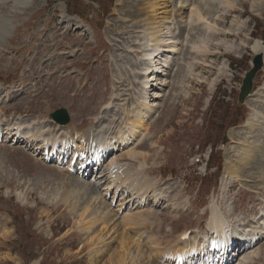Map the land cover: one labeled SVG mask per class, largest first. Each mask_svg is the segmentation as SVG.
<instances>
[{
    "label": "rangeland",
    "instance_id": "obj_1",
    "mask_svg": "<svg viewBox=\"0 0 264 264\" xmlns=\"http://www.w3.org/2000/svg\"><path fill=\"white\" fill-rule=\"evenodd\" d=\"M15 1L0 5V20L4 13L18 8ZM175 1L177 6L181 0ZM224 1L190 0L181 17L179 11L171 17L167 42L176 43V48L162 54L157 65L160 72L147 78L152 79L147 102L157 105L156 113L148 120L146 131L122 151H114L118 160H128V153L134 152L137 162L153 171L147 177L166 193L167 198L157 205L147 193L143 215L151 212L148 219L153 225L147 227V221L143 227H132L126 219L121 222L129 205L126 199L120 203V197L112 200V193L103 200L102 208L107 205L115 221L113 239L106 241V247L99 242L85 247V227L78 224L83 196L74 188V174L67 164L56 165L55 159L45 162L42 153L32 151L35 146L24 148L22 142L2 139L0 264H121L122 235L131 236L141 246L142 258H135L134 264H174L164 260L168 256L164 253L183 241L181 234L188 233L199 242L210 241L213 209L219 210L231 230L242 233L253 226L264 227V185L261 169L255 166L264 163V153L254 151L241 178L225 175V164L233 165V151L241 143L237 140L246 138L258 148L264 145V0H233L228 7ZM252 2H260L262 7L253 11ZM141 4L140 0H30L27 9L14 12L11 32L0 39V124L4 133L9 120L19 119L21 123H41L42 128L61 127L75 139L83 135L79 142H85L88 131L100 130L97 122L108 104L117 113L116 120L122 117L123 106L139 94L144 76L139 32L132 29L138 19L130 17ZM194 7L202 12L198 23L189 18ZM113 9H122L127 15L116 18ZM79 20L83 26L75 29ZM128 32L133 35H126ZM254 46L261 49L263 67L252 81L250 94L240 103L242 80L257 55ZM60 109L69 118L65 125L50 119ZM253 122L257 127L251 128ZM109 160L99 171L102 177ZM88 177L85 184L90 189L93 176ZM106 184L103 179L101 185ZM245 247L239 246L240 250ZM252 250L258 255L249 256L253 261L248 264H264V238ZM214 256L211 262L217 259L218 263L219 256ZM127 257L125 263L133 264L132 256Z\"/></svg>",
    "mask_w": 264,
    "mask_h": 264
},
{
    "label": "bare ground",
    "instance_id": "obj_2",
    "mask_svg": "<svg viewBox=\"0 0 264 264\" xmlns=\"http://www.w3.org/2000/svg\"><path fill=\"white\" fill-rule=\"evenodd\" d=\"M16 1L18 8L16 7V9L10 11L9 13H11V15L6 12V14L4 13V15L1 17L4 19L0 20L1 40L7 37L12 30L13 26L10 21L13 18V13L16 11H22V9H27L28 6H30V0ZM142 2L143 5L141 4V7H137L136 12L132 11L130 14V17L135 16L138 19V21L132 26V29L134 28V31L138 30L134 32L135 34L139 32V40L137 42H141L140 48L141 52L143 53L144 68L142 69V73L144 76L143 80L141 81L142 86L140 87L139 94L134 97L133 100H131L132 102L129 105L123 106V114L121 115L122 117L117 120V113L112 110V104L110 103L111 105L108 104V106L105 107L104 117L97 122V125L100 126V130L98 132H87L86 140L89 146L86 145L84 149L78 153V168L74 167V172L72 173L74 174L72 176L74 188H78L81 196H83V198L80 199L81 202H79V204L83 205V207L81 206L82 210L79 215L80 220L78 221V224H81L82 227H85L84 233L86 235V242L84 246L87 248L92 247L97 242L103 244V247H106V241L108 242L109 239L112 240V236L115 234L116 224L112 219V216L109 215L108 206L106 205L102 208L103 200H105L108 195L113 193L112 200H117V198L120 197V203L126 199L129 207L126 212L127 216H125L121 222L125 221L126 219V221L132 227L137 225L143 227L147 221V227L153 225L148 219V215L151 214V212H146L145 216L143 215L142 207L145 205V202L148 199L147 193L152 194L151 199L156 205L160 200H165L167 198V195L164 191H159L156 188L158 182L147 177V175L149 176L153 173V171L147 169L146 164L137 162L134 152L128 153V160H118L114 154V151H122L124 149L123 147L128 143L130 144L133 138L135 139V137L141 134L142 131H146L148 120H150L153 114L156 113L155 106L157 105H149L147 102L149 98V84L154 76L160 72V68H157V65H160L162 54L167 52V49L173 51L176 48V43L171 42L169 44L167 42L169 41L168 38L171 30L169 29L171 26L170 24H172L173 20L171 17H175L174 14L178 11L179 12L177 13V16L178 18L181 17L183 14H181V12L191 3L190 0H181L176 6L175 0H143ZM142 2L140 0V3ZM224 2L226 3L227 7L229 5H233L234 3L233 0H225ZM5 3H7V0L0 1V5H4ZM259 7H262L260 2H252L253 11L258 10ZM198 9L194 7L189 11V18H195L197 23L203 19V17H201L202 12H199ZM113 14L116 16V18H121L122 16L127 15V13L122 9H120L119 12L118 10H114ZM189 20L191 21V19ZM176 21H174V23ZM65 22L69 23V21ZM82 24V21L79 20L77 21L74 28L80 29L83 26ZM123 32L124 30L118 32L117 36L122 35ZM131 32L126 33V35H129ZM126 48L128 49L129 47L127 46ZM1 49L3 48L0 46V50ZM260 50L261 49L258 46L253 47V52L256 54L260 53ZM149 76L152 77L151 81L147 80ZM7 94L8 93L5 94L6 97ZM259 114L261 116L262 111L257 113L256 117H259ZM106 118H110L109 123L103 125L107 121ZM118 120H120V122L117 126H115V123ZM8 124L7 133H4V129L2 130V126L0 124L1 143L3 140H8V142H22L24 148L31 147L33 145L35 146L32 150L33 152H37L39 150L46 157L51 156L52 158L55 156L56 165L59 164V157H63V155L67 154V151L71 147L70 144L72 145L73 143V135L61 131V127L54 129V127L50 128L46 126V128H42L41 123H33L32 121L21 123V120L19 119H11L9 120ZM112 126H114V128L111 130ZM253 127H257V124L254 122L252 123L251 128ZM6 134L7 137L4 138L3 136ZM80 138L84 140L83 135H81ZM83 140L80 141L81 145ZM237 141H241V143L236 144V149L233 151V165L228 167V164H225V175L231 179L237 177L241 178L243 176L244 171H246L248 165L253 160L254 151L256 149L258 150L257 152L262 154L264 153V145H262V148H258V146L255 145L253 141L251 142V140H246V138H244V142L243 140ZM93 143L97 144V149L91 148ZM142 146L143 144L141 147ZM97 150L98 152H96ZM100 152H102L103 155H101ZM104 157V161L108 160L109 158L110 160L106 167V175L102 177V175L99 174V171L103 166L102 163ZM120 157H122V155H120ZM63 158H65V156ZM120 161H123V163ZM124 162H126V164ZM256 164L257 165L255 166H259L261 169V183L264 185V163L258 164L257 162ZM96 166L99 167L96 168ZM90 175L93 176V179L90 181L89 184L91 187L88 189L89 185H86L85 183L90 178L88 177ZM103 179L107 180L106 185H101ZM101 188V191L96 190ZM122 189L124 190L122 191ZM132 208L133 210H131ZM212 208L213 207H211V210ZM95 225H98V230L96 232H92V229ZM229 228L230 227L226 225L224 218L220 216L219 210L213 209L212 219L208 230L211 240L208 243L201 241L199 242L188 237L187 240L183 242L180 241V244H176L172 247V249L169 248V250H167L168 252L166 251L164 254L171 256V258H175L176 264H196V262L199 260V257H206V260H208L214 256L215 253L219 256L218 261H221L222 263L224 261L227 262L231 260H234V264L250 263L253 260H251L249 256L253 257L254 255H258V252L255 250L253 251L252 248L254 243L264 238V227L260 228L253 226L249 230L243 231L242 233ZM125 231L133 232L134 230L133 228L132 230L126 228ZM125 236L122 235L119 241V249L121 250L123 256L121 264H126V260L124 259L128 255L129 257L132 256L130 258H132L133 261L131 260V262L134 264L135 258L136 261H139V259L142 258L141 252H139V247L141 246H139V243L133 240L131 236L130 239H126ZM3 237L5 238V235ZM244 244H246V247L240 250L239 246H243ZM131 245L136 247L137 250L135 248L132 251L133 247L130 248ZM236 249L237 252H235ZM231 251L234 252H232V254L229 256V252ZM96 254H99V251H97ZM214 257L217 258L216 256ZM128 261L130 262L129 259ZM145 261H150V259L147 258ZM213 262L214 260L212 263Z\"/></svg>",
    "mask_w": 264,
    "mask_h": 264
},
{
    "label": "water",
    "instance_id": "obj_3",
    "mask_svg": "<svg viewBox=\"0 0 264 264\" xmlns=\"http://www.w3.org/2000/svg\"><path fill=\"white\" fill-rule=\"evenodd\" d=\"M251 64L252 68L245 74L244 79L242 80L241 88L239 90L238 100L240 103H242L243 100L250 94L252 89V81L256 73H258L263 67L262 56L260 54L255 55L252 59ZM50 118L60 125H65L69 121L67 113L63 109L53 112L50 115Z\"/></svg>",
    "mask_w": 264,
    "mask_h": 264
}]
</instances>
